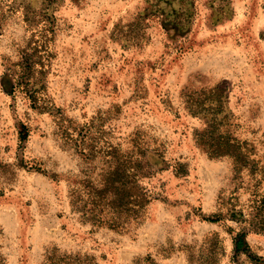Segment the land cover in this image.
Masks as SVG:
<instances>
[{"label":"rangeland","instance_id":"374dc122","mask_svg":"<svg viewBox=\"0 0 264 264\" xmlns=\"http://www.w3.org/2000/svg\"><path fill=\"white\" fill-rule=\"evenodd\" d=\"M177 1L158 11L157 0H0L6 264H264V233L246 234L257 263L235 251L239 224L204 220L229 204L248 212L264 196V0H195L186 34L163 24L162 8L180 9ZM212 3L230 4L231 15ZM25 73L44 88L23 92ZM217 85L227 89L226 129L251 148L238 178L231 158L211 159L196 145L205 121L183 98L185 89ZM63 119L95 122L99 137L124 149L134 140L159 151L155 175L143 180L159 198L141 223L98 227L73 209L68 180L98 182L102 164L64 143Z\"/></svg>","mask_w":264,"mask_h":264},{"label":"trees","instance_id":"16d2710c","mask_svg":"<svg viewBox=\"0 0 264 264\" xmlns=\"http://www.w3.org/2000/svg\"><path fill=\"white\" fill-rule=\"evenodd\" d=\"M176 1L174 0V2ZM194 1L181 0L180 9L166 7L167 11L171 13H167L166 9L162 8L160 13L165 17L164 26L168 30L186 34L190 30L191 15L195 9ZM164 2L165 0H157L158 11ZM212 4L217 13L221 11L224 15H231L230 4H224L221 10H218L219 8L215 7L214 3ZM186 17H190L188 22H186ZM18 77H20L18 82L21 90H24L23 92L38 93L39 86L44 88L39 79L28 76L27 73ZM226 93L227 89L217 85L200 90L185 89L183 98L186 108L193 115L202 116L205 121V128L196 133V145L211 159L231 158L234 161L236 178H238L243 169L250 167L251 148L226 129L231 121L230 114L226 109ZM29 98L34 101L36 108H40L37 105V102L40 104L39 98L31 94ZM66 122V119H63L60 125L64 128L65 136L62 137L64 143L79 149L80 154L87 162L100 160L102 164L98 182L91 179L79 181L74 177L68 180L73 209L83 213L84 222L98 227L106 226L126 232L133 224L141 223L147 217L150 205L159 198V194L148 189L143 184V180L155 175L153 167L162 155L159 151L141 146L134 140L128 149H124L122 144H115L112 140H104L95 130V122L88 123L82 128L73 122L68 125ZM24 128L27 131L25 133L21 131L22 140L29 137L28 128L26 126ZM184 167L178 163L175 167L176 174L183 176ZM255 196L248 212L237 208L235 204H224L228 205L226 213L223 212L222 205V212L219 209V213L214 217L204 218V220L212 223L230 220L239 224L240 228L234 239L235 251L238 254H248L252 260L258 263L262 259L251 253L246 239L248 232L264 233V196ZM59 258L64 262L71 259V257ZM51 260L53 261V256L49 257L48 262ZM0 264H6L1 250Z\"/></svg>","mask_w":264,"mask_h":264}]
</instances>
